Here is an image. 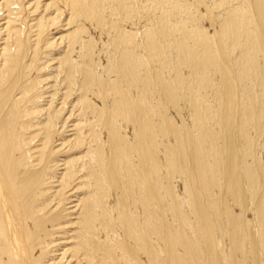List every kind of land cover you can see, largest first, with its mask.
<instances>
[{"label": "bare ground", "instance_id": "6f19581e", "mask_svg": "<svg viewBox=\"0 0 264 264\" xmlns=\"http://www.w3.org/2000/svg\"><path fill=\"white\" fill-rule=\"evenodd\" d=\"M0 264H264V0H0Z\"/></svg>", "mask_w": 264, "mask_h": 264}]
</instances>
